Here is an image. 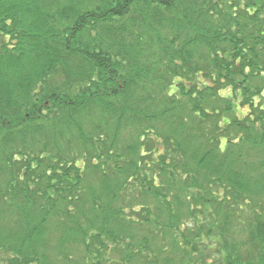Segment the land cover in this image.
I'll return each instance as SVG.
<instances>
[{"label":"trees","instance_id":"1","mask_svg":"<svg viewBox=\"0 0 264 264\" xmlns=\"http://www.w3.org/2000/svg\"><path fill=\"white\" fill-rule=\"evenodd\" d=\"M118 250L264 264V0H0V252Z\"/></svg>","mask_w":264,"mask_h":264},{"label":"rangeland","instance_id":"2","mask_svg":"<svg viewBox=\"0 0 264 264\" xmlns=\"http://www.w3.org/2000/svg\"><path fill=\"white\" fill-rule=\"evenodd\" d=\"M244 110H246V109H244ZM244 110L238 111V113L235 114V116L236 117L245 116L246 113L248 112V110H246L245 112H244ZM249 207H250L249 205H244V207L242 206V208L240 209V210L243 209L242 212L240 213L241 219L247 218L246 220L241 221L240 218L233 217V221L228 224V228L221 229V231H223V233L225 234V237L230 239V242H232L233 240H236L238 243L239 242L242 243L244 241H247L246 239L249 237L248 236V234H249L248 225H249V223H251L250 218L252 217ZM239 222H245L243 227H240ZM200 245L201 246L205 245V248H206V246L210 245V240L208 238H205L204 241L202 242V244H200ZM209 252H210V254L216 253V251H213V252L209 251ZM9 255H11V254L8 253V255H7L6 252H0V264H10L11 262H9V259H13V257L9 256ZM213 255H216L220 258L222 257L221 253L213 254ZM120 256H121V250H118L117 254L113 255V259H115V264H117V261L119 260ZM182 259H185V257ZM182 259L181 258L179 259L180 262L182 261ZM112 264H114V263H112Z\"/></svg>","mask_w":264,"mask_h":264}]
</instances>
